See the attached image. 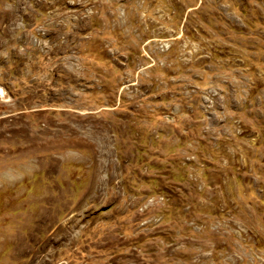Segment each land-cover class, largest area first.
<instances>
[{
    "label": "rangeland",
    "instance_id": "374dc122",
    "mask_svg": "<svg viewBox=\"0 0 264 264\" xmlns=\"http://www.w3.org/2000/svg\"><path fill=\"white\" fill-rule=\"evenodd\" d=\"M0 264H264V0H0Z\"/></svg>",
    "mask_w": 264,
    "mask_h": 264
}]
</instances>
